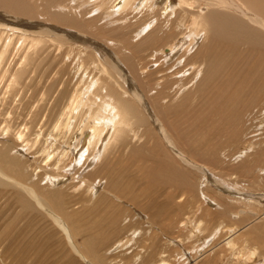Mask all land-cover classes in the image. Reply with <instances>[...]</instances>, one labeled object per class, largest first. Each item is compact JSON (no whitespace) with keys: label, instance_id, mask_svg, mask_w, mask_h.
<instances>
[{"label":"bare ground","instance_id":"1","mask_svg":"<svg viewBox=\"0 0 264 264\" xmlns=\"http://www.w3.org/2000/svg\"><path fill=\"white\" fill-rule=\"evenodd\" d=\"M254 5L251 0H0V216L5 213L3 209L9 211L17 205L19 213L34 217L41 228H48L49 234L59 239V246L64 245L71 261L102 264L103 256H98L82 239L85 232L78 222L84 219L78 212L83 206L81 199H111V208L115 202L125 204L110 190L98 194L93 182L97 180L92 179L113 170L110 167L115 165L121 150L128 148L123 147L125 144L150 141L153 136L150 138L148 133L152 130L168 157L185 172L198 175V180L192 178L200 181L196 186L200 192L197 205L190 206V212L176 220L178 230L187 236L190 232L187 240L200 243L185 249L184 238H180L183 242L171 240L177 248L162 252L154 264H224L230 258L237 264H264L260 259L264 256V193L230 184L232 178L219 179L206 162L185 150L193 145L184 135L185 125L181 134V126L175 129L152 113L140 91L126 90L127 84L136 87L137 80L146 86L152 83V91H158L157 98L168 104L175 89L184 91L189 83L197 79L201 82L204 76L201 60L208 46L205 44L216 43L210 39L218 27L210 19L221 17L224 23L226 18H232L264 38V11ZM222 30L225 29L221 28L223 33ZM154 36L158 39L152 41ZM66 51L78 56L69 57ZM166 86L171 90L162 98L161 88ZM68 90L71 92L66 96ZM229 125H234L233 120ZM143 126L149 131L141 130ZM236 157L238 162L242 155ZM173 172L178 174L175 168ZM259 173L263 174L264 169ZM67 181H78L63 187L72 202L60 191H54ZM209 187L213 195L205 192ZM190 194L187 185L177 197L179 205H187ZM126 203L127 207L132 206ZM227 204L239 209L223 215L220 211L224 212ZM212 205L217 207V215L213 213L215 207L211 210ZM148 208L152 209L149 205ZM8 211L6 218L11 216ZM110 213L117 215L111 210ZM191 213L196 220L190 218ZM138 215L144 217L141 212ZM144 219L149 228L156 226L157 222ZM126 220L123 218L117 227L121 233L130 227ZM208 226H213L212 233L201 238ZM7 229L8 225L0 227V264L10 260L11 238ZM162 230L155 234H162ZM110 234L116 233L112 229L107 237L100 236L98 240L103 243ZM138 234V230H130L111 252L128 255L126 251L137 245ZM152 248L151 245L148 249ZM152 252L147 258L151 264V258L157 255ZM131 262L148 264L139 252Z\"/></svg>","mask_w":264,"mask_h":264},{"label":"rangeland","instance_id":"2","mask_svg":"<svg viewBox=\"0 0 264 264\" xmlns=\"http://www.w3.org/2000/svg\"><path fill=\"white\" fill-rule=\"evenodd\" d=\"M251 2L253 5L255 4V7L264 11L263 1L251 0ZM224 16L226 17V15H222V17ZM223 20L224 18L221 19V17H213L210 19L212 24L216 23L218 26L217 34L211 35L214 39H210V42L213 43L215 41L216 43L211 45L208 44L209 42H206L205 44L208 45L205 48L208 50L206 51L204 49L205 52L203 56L205 55V57L202 56L203 59L201 60L203 63L202 74L204 75L202 76L201 82L198 79L196 80L197 82L192 81V83L188 84L189 86H186L187 88L183 89L184 91L177 92L175 89V93H171V98L173 95L174 98L169 103L167 102L168 104L161 101L159 97L157 98L158 91H152V83H148L146 86L145 83H137V80L134 82L136 87L127 84L128 89L126 88V90L130 92L129 90L134 88L140 91L144 100L146 99L145 101L150 105L152 113L155 116L158 115L166 119V123L170 124L175 129L185 125L183 126L184 128L187 127L185 131L183 127H180L178 131L181 134L185 132L184 135H186L189 142L193 144L191 148L187 140V145L189 147H185V150L200 162H206V164L216 171L219 179L227 181L228 178H232V180L229 181L230 184L237 183L243 190H251L250 192L253 193H264V173H259L260 169H264V125L259 127L261 123H264L263 37L253 33L251 30L243 28L232 18H226L224 23ZM225 22L227 25L228 23L233 24V27H231V24L227 26ZM221 26H224V28ZM234 26L239 29L237 32ZM221 28L225 29L224 31L222 30L223 33L220 32ZM230 30L233 31V33H231ZM245 32L246 34H244ZM245 35H247V37L249 35V38H244ZM157 39L158 37L154 36L152 41ZM217 41H222V44L217 43ZM256 42L258 43L256 44ZM163 43L160 44L163 46ZM109 49L111 48L109 47ZM65 53H68L69 57L78 56L74 51H66ZM103 54L105 53L103 52ZM214 54L216 56H214ZM126 58L127 57H125V59ZM161 90H164L162 98H165L171 88L166 86L161 88ZM70 92L71 91L68 90L66 96H68ZM137 106L139 107L138 104ZM141 110L142 109L139 108L137 111L139 116H141ZM245 110H247L248 113ZM179 119L182 125L179 124ZM230 120H233L234 125H229ZM184 121L188 123L184 124ZM232 126L235 128L234 132H231ZM142 128L141 130L149 131L144 126ZM175 134L177 133L175 132ZM148 135H150V138L153 136L154 139L151 138L153 142L151 139L150 141L144 139L142 143L133 141L129 144H125L123 147H128V150H121V155L118 157L119 160L116 159L114 162L115 165H111L110 167V170H113H106L103 177H95L92 179L97 180L93 182L95 183L94 186L98 194H102L106 189L110 190L118 199L120 197L124 200L123 202L125 204L128 202L132 206L127 207L123 203L115 202L113 208H111L110 205L113 204L111 199H81V204L83 206L78 212L82 214L84 219H78V222L81 224L79 227L85 232L82 239L87 240L91 250L96 251L98 256H103L104 260L102 264H133L131 261L138 252L140 256H144V261L146 263L151 264V262H147L150 260H147V258L151 257L150 254L153 253L152 250H154V253L157 252L156 258L154 257L156 260L151 258L152 264H154L159 258L158 255L160 256L162 252L170 251V249L173 251L172 249L177 248V243L173 244L171 240L179 242L184 241L182 246L185 249H188L190 245H197L200 243L195 242L192 244L187 240V237H190V232L187 236L186 232L181 229L178 230L176 227V220L184 218L185 215L190 212V206L195 207L197 205V200L199 201L200 192L196 189V186L198 188L200 182L197 181L199 176L195 175L190 170L188 173L185 172L172 157H168L169 155L165 153L164 146H161V140H156L158 137L156 138V134H154L152 130L149 131ZM130 148L132 150L129 151ZM16 154L19 155L18 153ZM243 154L245 155L243 156ZM239 155H242V158L236 162V156ZM172 167L178 170L177 175L173 172ZM260 175H262V177H260ZM192 177H195L197 180ZM77 182L78 181H67L64 184L61 183L54 191H60L61 193H59L63 194L69 202L71 197L68 190L65 188L63 189V187L71 183L77 184ZM187 185L188 190L192 193L190 194V198H193L191 200L189 198L188 204L182 206L179 205L178 200H180V198L177 199V197L184 192V188ZM126 191H128V193ZM205 192H210L209 195L214 194L210 187L207 188ZM133 194L135 196L132 199L131 197ZM145 197L147 200H145ZM0 202L2 203L3 200ZM100 202L101 204L97 205ZM74 203L77 204L78 202L74 201ZM121 204L123 206H121ZM148 205L152 208L150 211L148 210ZM212 209L214 210L213 213L217 212V207L215 205H212L211 210ZM238 209L239 207L235 205L230 206L227 204L224 212L219 211L224 213L223 215H229L236 213ZM110 210L114 211L117 215L111 214ZM3 211L5 213H2ZM7 211L8 210L5 211V209L2 210L1 213L3 217L0 216V224L8 225L7 232H10L9 235L11 239H9L10 242L8 244L10 260L8 264H52L54 261L55 263L53 264H86L81 262V260L73 259L74 261H71L66 257L67 252L65 251L64 245H62L63 248L59 246V239H57L53 233L49 234L50 231L48 228H41V225L34 220V217H31L27 213H19V207H17V205H15L13 209H9L8 214L10 213L11 216L6 218ZM119 211L121 214H119ZM137 212H141L144 217L141 219ZM150 214L151 216H149ZM216 215L215 218L218 219ZM115 217L116 219H114L113 222H115L117 226L115 223L111 222ZM123 218H127L125 223L130 222V227L127 232L130 230H138L140 234L136 236V247L128 250V252L126 251L128 255L118 254L117 256L114 255L115 253L111 252V250L115 248L121 238L126 236L124 234H127L126 231H122L121 233V229L117 228L121 225ZM144 218H148L154 221V223L157 222L155 223L156 226L149 228L145 225L146 219ZM190 218L196 220L197 217L194 215L192 217L191 213ZM107 223H109V225ZM111 227L116 234L108 235V238H106L103 243L98 240L100 236L107 237L106 234L108 231L112 230ZM160 229H163L162 231L165 233H158L156 235L155 233ZM151 230L153 234L150 233ZM212 230L213 226H208L207 231L203 232L200 237L203 238L210 235ZM150 234L152 235L150 236ZM118 235L120 236L118 237ZM115 236H117V238H115ZM109 237H112L114 240L112 241V238L109 239ZM180 238H184L185 240L183 239V241H180ZM151 245L153 248L148 249ZM127 248L130 247L127 246ZM39 251L41 252L39 253ZM19 255L20 258L18 257ZM15 259L17 260L15 261ZM113 259H115V261ZM260 259L264 260V256ZM91 263L93 264L94 262ZM99 264H101V262H99ZM224 264L237 263L233 258H230L228 261H225Z\"/></svg>","mask_w":264,"mask_h":264}]
</instances>
